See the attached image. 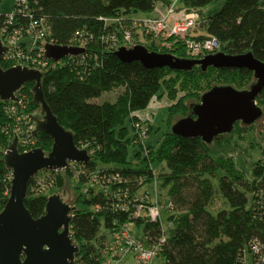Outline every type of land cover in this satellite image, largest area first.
Returning <instances> with one entry per match:
<instances>
[{
    "label": "trees",
    "instance_id": "obj_1",
    "mask_svg": "<svg viewBox=\"0 0 264 264\" xmlns=\"http://www.w3.org/2000/svg\"><path fill=\"white\" fill-rule=\"evenodd\" d=\"M221 0H181L187 10L201 12L207 5ZM219 11L199 20L202 33L199 37H214L219 42L218 52L240 55L251 52L264 62V0H224ZM158 2L170 6L168 0H30L29 13L33 19H42L49 26L47 41L58 46H71L76 32L86 37L87 44L78 56L56 64L42 75L44 98L59 124L73 135L78 148L86 149L91 156L88 163L80 164L84 171L79 175L64 170L52 174L54 183L47 190H38L37 173L28 183L25 206L33 218L44 214L47 201L45 191L58 193L63 189L67 172L76 180L75 189L84 192L76 195V211L70 224L73 242L78 245L76 264H103V241L113 228L123 224L143 225L142 238L154 244L161 236L159 223L135 218L113 208L114 200L90 183L93 174H120L126 183L112 186L111 191L127 190L136 197L145 184L161 180L168 187V202L172 209L168 219L172 223L171 234L162 246L159 256L165 264H244L252 259L254 241L264 247V162L262 157L253 164L252 177L245 178L228 160L215 158L209 145L199 138H185L171 132L175 116L190 115L186 100H200L198 92L201 80L217 73V85H229L241 89L253 79L246 69L199 67L190 71L171 69H147L139 62H122L109 41L112 35L122 38V30L129 27L132 14H151ZM106 20H117L107 22ZM149 51L170 53L178 58H188L183 44L177 42L170 51L158 50L144 44ZM3 69L9 65L0 63ZM210 80V81H211ZM34 82H27L17 92L18 99L28 113L40 110L33 102L31 91ZM115 89H122L113 102L98 103L96 99ZM178 91L184 92L178 97ZM167 96L174 101L168 109V130L154 145L148 147L135 142L136 123H141L138 113L148 108L153 99ZM9 103L0 101V210L6 204L11 183L2 156L7 149L10 134L2 132L8 121L3 112ZM264 108V91L257 98ZM178 119V120H179ZM263 132V130H262ZM9 133V134H8ZM38 146L48 153L52 138L38 132ZM139 145L141 150L130 157V149ZM144 152V155H142ZM142 161L145 169H136ZM164 164L167 172L158 178L153 174L150 162ZM98 164L104 165L98 169ZM106 165V166H105ZM66 171V174H62ZM222 172L217 187L211 178ZM44 176H41L42 179ZM94 187L98 190L95 191ZM224 202V208L212 212L216 195ZM82 204L83 206H79ZM104 228L106 234L101 233ZM166 233V231H165Z\"/></svg>",
    "mask_w": 264,
    "mask_h": 264
},
{
    "label": "water",
    "instance_id": "obj_2",
    "mask_svg": "<svg viewBox=\"0 0 264 264\" xmlns=\"http://www.w3.org/2000/svg\"><path fill=\"white\" fill-rule=\"evenodd\" d=\"M83 51L68 46H45V56L54 61ZM5 52L0 40V59ZM115 55L122 62H139L147 69L167 67L182 72L199 67L205 72L211 67L246 69L253 73L254 82L247 90L224 85L204 92L198 103L189 105L191 114L172 125L171 132L176 136L199 138L209 145L214 137L230 133L235 122L251 126L263 116L257 97L264 91V62L251 52L240 55L216 52L200 59H189L151 52L143 45H135L131 48L120 46ZM27 82H34L33 102L40 106L39 111L29 116L34 125L33 134L38 136V132H44L53 143L48 153L42 148L19 153L17 137L8 144L3 162L12 179L8 200L0 211V264H76L79 247L70 234L76 206L66 203L55 193L47 197L44 214L33 218L25 206V198L28 183L38 172L63 170L71 162L85 164L91 156L86 149L76 146L72 133L62 127L51 112L44 98L40 72L21 66L3 69L0 65V100L18 101L17 92Z\"/></svg>",
    "mask_w": 264,
    "mask_h": 264
},
{
    "label": "built area",
    "instance_id": "obj_3",
    "mask_svg": "<svg viewBox=\"0 0 264 264\" xmlns=\"http://www.w3.org/2000/svg\"><path fill=\"white\" fill-rule=\"evenodd\" d=\"M12 9L10 11H0V40L6 48V52L2 55L0 63L9 65L10 67L21 66L27 69L36 70L42 75L53 68L56 64L60 65L66 59L74 58L78 55H68L64 58L54 61L45 56V46L53 44L47 41L46 36L49 33V26L40 19L36 21L29 13L28 5L30 0H12ZM5 0H0V6ZM176 1L166 7L164 13L156 17H145L133 19L129 25L122 30V38L119 40L115 35L110 37L111 47L116 50L120 46L131 48L135 45H141L146 36H151L157 44L158 50L170 51L173 46L179 42L183 44L189 59H200L206 55L214 54L219 50V42L214 37H199L194 33V28L198 25L200 16L196 10H187L177 12L175 9ZM107 22L117 20H106ZM140 34V40L134 41V35ZM87 44L86 37L76 32L74 43L68 47L84 49ZM155 99L152 100L147 109L151 108ZM2 101V100H0ZM9 103L4 107L3 112L8 118L5 126H2V132L13 131L10 134L11 142L15 137L18 138L17 149L19 153H26L37 147V137L34 136V125L31 124L26 107L21 100L18 101H2ZM145 109V110H147ZM148 111V110H147ZM141 123H148L150 118L143 119L137 114ZM137 139L135 142L143 144L144 138L147 137V128L141 127L140 123L135 124ZM1 129V128H0ZM9 134V133H8ZM9 144V143H8ZM8 148V146H7ZM5 150L3 157L6 153ZM261 156L264 162V147ZM64 170H69L75 175L84 171L80 169V164L71 162L63 170H42L46 175L38 182V190H47L54 183V176ZM7 179L11 183L12 174H8ZM124 180L120 174H93L90 175V183L97 186L104 193L109 194L115 202L113 208L120 212H131L135 218H144L149 222L159 223L161 217V209L171 212L172 205L167 203L163 206L157 196L152 200L148 194L131 197L127 190L120 188L111 191L112 186L123 184ZM123 224L113 228L110 233V250L111 256L116 258V262L122 261L127 257H132L138 264H150L151 261L158 257L162 246L166 243L167 237L165 230L161 226L162 236L154 243L147 244L146 240L141 236L131 234L128 226ZM252 259L247 258L244 264H264V247L254 241L251 246ZM108 264V263H107Z\"/></svg>",
    "mask_w": 264,
    "mask_h": 264
},
{
    "label": "rangeland",
    "instance_id": "obj_4",
    "mask_svg": "<svg viewBox=\"0 0 264 264\" xmlns=\"http://www.w3.org/2000/svg\"><path fill=\"white\" fill-rule=\"evenodd\" d=\"M224 3L225 1L221 0V1L213 2L207 5L206 7L202 8L201 12H198L200 19L201 17L205 18L206 16L213 15L214 13L220 10V8L222 7V5H224ZM12 4H13L12 0H5L4 4L0 6V11L1 10L10 11L12 9ZM181 4H182L181 0L176 1L175 9L177 12L182 11V9L184 8L183 6L178 7ZM157 5L159 7L160 2H158ZM156 8H155V11L152 14H150V17H156V16L161 15L159 12V9L157 11ZM139 14L140 16H143L142 15L143 13H139ZM132 18L138 19L141 17H132ZM201 28H202L201 26L199 27V25H197L194 28V33L202 32ZM133 37H134L133 38L134 41H138L141 39L140 34H135ZM144 39H145L143 41L144 44L149 43L153 47L157 48V44L155 41L152 40L153 38L151 36H146ZM211 74L212 75L208 79L204 78L203 80H201L200 86L198 88V92L203 94L209 82H210V85L218 84L215 80L213 81L211 80V79L216 78L217 73L214 72ZM253 79H251L248 85L244 86L241 89H248ZM121 90L122 89H115L111 92L105 93L100 98L96 99V101L98 103H102L105 101L113 102L115 98L117 97V95L121 92ZM183 94L184 92L178 91V97H180ZM173 102L174 101L168 99V97L165 95L161 98L155 99L151 108L147 109L148 111L144 110L139 113L143 119L150 118V120L148 121V123H146L145 126H148L150 124L154 127V131L148 134L146 138H144L143 146L148 147L149 145H154L155 141L157 139H160L163 133H165L168 130L167 128V120H168L167 107L171 105ZM185 102L188 106L190 104L198 103L194 99H188ZM259 107L263 110V116L259 120H257V122H255L251 126H243L241 124L235 125L234 131L231 134L222 136L220 141L216 144L214 143L209 144L215 158L217 157V158H221V159L233 162L235 168L239 170L240 172H242L245 178H250V179L252 177L253 164L256 161H258L263 155L262 151L264 147V108H262L261 106ZM179 118H180L179 116H175L173 119V123L176 122ZM242 132H245L243 136L241 135ZM37 147H39L38 144H37ZM138 150H141L139 145L131 147L130 157H132L135 154V152ZM142 155H144V152H142ZM103 166L104 165L102 164H98V169H100V167H103ZM150 166L152 167L153 174L156 178H158V176H160L162 173L167 172V169L164 167V164L158 165L157 162L154 161V162H150ZM146 167H147L146 161H142L139 166H135L136 169H145ZM39 173H42V172H39ZM70 173L71 172H67V175H66L67 178H65L63 189H61L59 193L66 203L74 206L73 204L75 203L76 195L80 194L81 192H84V190L87 187H89L90 184L85 185L81 191L77 192V190L75 189L77 182L73 177L69 176ZM62 174H66V171L63 172ZM45 175L46 173L37 175L36 180L40 181L41 180L40 177L45 176ZM221 175H222V172L219 171L217 172V175L211 178V181L214 187L218 186ZM161 183L162 182L160 179H156V181L154 182H150V183L143 185L136 194L137 196L148 194L152 200H154L155 196H157V198H159L158 200L161 201L162 205L166 206V204L168 203V199H169L168 187H163ZM94 190L97 191L98 188L94 187ZM51 191H53V189ZM51 191H45L47 194V197L52 195ZM79 206H83V205L79 204ZM222 208H224L223 199L217 194L214 204L212 205L210 210L212 212H215ZM170 214H171L170 211H167L163 208L161 209L160 225L166 231V237H169L171 234L172 223L168 219ZM128 229L130 230L131 234L142 236L143 225L139 226L137 229V227L134 224H130L128 226ZM101 233L106 234L104 228H101ZM111 253L112 251L110 250V234H106V238L103 241V248H102V254L105 257V261H103V264H107V263L108 264H138L132 257H127L126 259L122 261L116 262L117 257L113 258L111 256ZM150 264H165V260L163 257L158 256L154 258Z\"/></svg>",
    "mask_w": 264,
    "mask_h": 264
},
{
    "label": "crops",
    "instance_id": "obj_5",
    "mask_svg": "<svg viewBox=\"0 0 264 264\" xmlns=\"http://www.w3.org/2000/svg\"><path fill=\"white\" fill-rule=\"evenodd\" d=\"M169 2H174V1H177V0H168ZM158 4V3H157ZM166 6L167 5H165V4H163V2H160V6L158 7V5L156 6L157 8H156V10L158 11V9H159V12H160V14H162V13H164V11H165V9H166ZM183 5L181 4L180 6H178V7H182ZM152 14V13H151ZM143 16H140V14L139 13H136V14H133V15H131V18L132 17H141V18H145V17H150V14H142ZM202 32H198L197 34H201Z\"/></svg>",
    "mask_w": 264,
    "mask_h": 264
},
{
    "label": "flooded vegetation",
    "instance_id": "obj_6",
    "mask_svg": "<svg viewBox=\"0 0 264 264\" xmlns=\"http://www.w3.org/2000/svg\"><path fill=\"white\" fill-rule=\"evenodd\" d=\"M254 82V79L252 80V82H251V84ZM251 84H250V86H251ZM249 86V87H250ZM249 87H248V89H249ZM235 88V87H234ZM237 90H247V89H238V88H236ZM208 91V90H207ZM263 93V91L261 92V94ZM260 96V95H259ZM258 98V97H257ZM257 122V121H256ZM238 124H241V125H243V126H246V125H244L241 121H237V122H235V124H234V126L235 125H238ZM234 126H233V130L230 132V133H227V134H221V135H218V136H216V137H214V139H213V141H212V143H214V144H216V143H218L219 141H220V139L222 138V136H224V135H228V134H231L233 131H234ZM244 133L245 132H242L241 133V135L243 136L244 135ZM201 140V139H200ZM202 141V140H201ZM211 143V144H212Z\"/></svg>",
    "mask_w": 264,
    "mask_h": 264
}]
</instances>
